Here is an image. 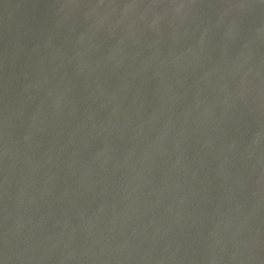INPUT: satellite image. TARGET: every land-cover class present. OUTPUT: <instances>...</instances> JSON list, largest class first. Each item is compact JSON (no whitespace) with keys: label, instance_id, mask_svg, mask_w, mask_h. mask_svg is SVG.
Listing matches in <instances>:
<instances>
[{"label":"water","instance_id":"obj_1","mask_svg":"<svg viewBox=\"0 0 264 264\" xmlns=\"http://www.w3.org/2000/svg\"><path fill=\"white\" fill-rule=\"evenodd\" d=\"M0 264H264V0H0Z\"/></svg>","mask_w":264,"mask_h":264}]
</instances>
